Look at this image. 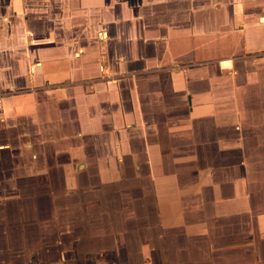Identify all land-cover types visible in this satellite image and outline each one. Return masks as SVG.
<instances>
[{"label": "crops", "instance_id": "1", "mask_svg": "<svg viewBox=\"0 0 264 264\" xmlns=\"http://www.w3.org/2000/svg\"><path fill=\"white\" fill-rule=\"evenodd\" d=\"M0 91V264H264V0H0Z\"/></svg>", "mask_w": 264, "mask_h": 264}, {"label": "rangeland", "instance_id": "2", "mask_svg": "<svg viewBox=\"0 0 264 264\" xmlns=\"http://www.w3.org/2000/svg\"><path fill=\"white\" fill-rule=\"evenodd\" d=\"M186 171H188L186 168H184ZM249 171H251V172H258V173H262V174H264V163H262V164H256V165H251V166H249ZM239 173H241V171L240 170H238V174Z\"/></svg>", "mask_w": 264, "mask_h": 264}, {"label": "built area", "instance_id": "3", "mask_svg": "<svg viewBox=\"0 0 264 264\" xmlns=\"http://www.w3.org/2000/svg\"><path fill=\"white\" fill-rule=\"evenodd\" d=\"M8 95V93L0 91V115L4 111V98Z\"/></svg>", "mask_w": 264, "mask_h": 264}]
</instances>
